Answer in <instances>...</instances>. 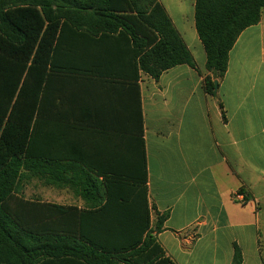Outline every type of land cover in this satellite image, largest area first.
Segmentation results:
<instances>
[{"label":"crops","instance_id":"1","mask_svg":"<svg viewBox=\"0 0 264 264\" xmlns=\"http://www.w3.org/2000/svg\"><path fill=\"white\" fill-rule=\"evenodd\" d=\"M159 1L197 69L178 65L158 80L143 72L137 80L121 39L81 40L70 52L80 68L48 70L43 101L40 94L33 103L34 151L48 164L34 166L17 195L74 209L50 217L66 230L88 218L107 232L113 215L97 213L108 200L106 177L118 183L113 171H141L139 96L151 227L168 214L155 234L167 256L176 264H232L238 245L243 264H264V10L231 50L216 99L204 90L209 72L195 0ZM120 181L117 197L136 201L139 192L143 202L138 184Z\"/></svg>","mask_w":264,"mask_h":264},{"label":"trees","instance_id":"2","mask_svg":"<svg viewBox=\"0 0 264 264\" xmlns=\"http://www.w3.org/2000/svg\"><path fill=\"white\" fill-rule=\"evenodd\" d=\"M263 10L264 0H195V26L209 72L203 81L207 94L219 99L215 81H222L231 50L244 30L261 21ZM115 37L130 48L137 80L140 72L158 80L178 65L197 69L159 0H0V264H176L155 235L168 214L151 227L139 96L141 171L136 177L113 171L111 178H118V183L106 177L108 200L97 213L113 215L104 221L107 232L96 230L98 221L88 218H79L75 231L66 230L50 217L54 211L74 209L17 195L18 185L31 177L33 167L41 161L48 164V157L35 154L32 131V107L40 94L43 101L45 74L79 69L70 52L81 40ZM218 103L225 118L223 104ZM120 180L131 182L132 188L138 184L143 202L139 192L136 201L117 197ZM124 213L130 217L123 218ZM232 264H243L238 245Z\"/></svg>","mask_w":264,"mask_h":264},{"label":"rangeland","instance_id":"3","mask_svg":"<svg viewBox=\"0 0 264 264\" xmlns=\"http://www.w3.org/2000/svg\"><path fill=\"white\" fill-rule=\"evenodd\" d=\"M179 3H180V0H173L174 5L179 4Z\"/></svg>","mask_w":264,"mask_h":264},{"label":"water","instance_id":"4","mask_svg":"<svg viewBox=\"0 0 264 264\" xmlns=\"http://www.w3.org/2000/svg\"><path fill=\"white\" fill-rule=\"evenodd\" d=\"M216 86H218V81H215Z\"/></svg>","mask_w":264,"mask_h":264}]
</instances>
